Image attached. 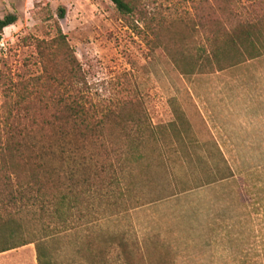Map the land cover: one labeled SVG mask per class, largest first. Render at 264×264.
<instances>
[{
  "label": "rangeland",
  "instance_id": "374dc122",
  "mask_svg": "<svg viewBox=\"0 0 264 264\" xmlns=\"http://www.w3.org/2000/svg\"><path fill=\"white\" fill-rule=\"evenodd\" d=\"M201 2L141 0L147 15L138 23L108 0H0V19L18 18L0 33V72L14 80L41 74L44 57L35 39L49 38L50 32L43 12L58 18V9L65 8L59 23L92 94L114 102L126 83L143 103L148 122L159 126L157 153L171 173L170 180L160 175L151 185L139 182L133 192L136 200L161 196V202L125 212L132 201L109 186L108 163L102 172L95 165L87 172L65 169L68 191L79 190V180L88 186L102 175L106 182L103 192L86 191L69 215L67 231L54 243L58 264H264V157L218 156L205 129L214 104L253 103L264 85V57L184 76L155 43V27L186 36L187 22L181 19L191 18ZM125 182L130 183L128 176L122 190ZM40 230L29 227L24 236L30 240ZM0 264H37L35 245L1 253Z\"/></svg>",
  "mask_w": 264,
  "mask_h": 264
},
{
  "label": "trees",
  "instance_id": "16d2710c",
  "mask_svg": "<svg viewBox=\"0 0 264 264\" xmlns=\"http://www.w3.org/2000/svg\"><path fill=\"white\" fill-rule=\"evenodd\" d=\"M108 1L124 18L146 21L141 0ZM201 3L191 18L181 19L187 22L186 36L177 37L163 26L153 29L157 47L181 75L221 72L264 57V0ZM65 17L63 7L58 18L51 10L43 12L41 21L50 32L49 38L35 39L44 57L41 74L14 80L0 72V254L34 244L37 264H58L54 243L67 231L69 215L82 205L86 191H104L102 175L88 186L79 180L80 189L68 191L65 169L87 172L95 165L102 172L108 163L109 186L132 201L125 212L164 199L136 200L139 182L151 185L160 175L171 179L165 156L157 153L159 126L148 122L143 103L131 96L127 84L114 102L98 101L92 94L59 23ZM17 21L13 14L0 19V33ZM127 176L130 183L122 190ZM29 227L42 230L28 240L24 233ZM15 238L20 241L12 244Z\"/></svg>",
  "mask_w": 264,
  "mask_h": 264
},
{
  "label": "crops",
  "instance_id": "0c3cea01",
  "mask_svg": "<svg viewBox=\"0 0 264 264\" xmlns=\"http://www.w3.org/2000/svg\"><path fill=\"white\" fill-rule=\"evenodd\" d=\"M211 108L205 129L214 137L216 155L264 157V85L252 104L232 102Z\"/></svg>",
  "mask_w": 264,
  "mask_h": 264
}]
</instances>
